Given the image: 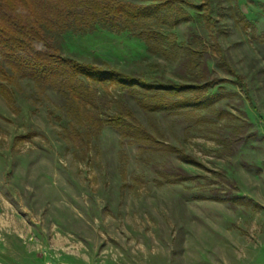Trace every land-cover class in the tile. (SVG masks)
<instances>
[{
	"label": "rangeland",
	"instance_id": "374dc122",
	"mask_svg": "<svg viewBox=\"0 0 264 264\" xmlns=\"http://www.w3.org/2000/svg\"><path fill=\"white\" fill-rule=\"evenodd\" d=\"M179 6L189 21L174 26ZM176 7L122 32L42 25L65 58L162 85L218 79L221 99L146 112L111 87L152 145L90 131L55 88L14 77L12 102L0 93V264H264V0Z\"/></svg>",
	"mask_w": 264,
	"mask_h": 264
},
{
	"label": "trees",
	"instance_id": "16d2710c",
	"mask_svg": "<svg viewBox=\"0 0 264 264\" xmlns=\"http://www.w3.org/2000/svg\"><path fill=\"white\" fill-rule=\"evenodd\" d=\"M180 1L0 0V93L12 102L8 84L14 77L30 79L41 86L49 85L68 98L69 117L78 124H87L90 131L109 126L137 142L158 145L155 137L138 123L131 109L118 100L108 101L105 93L111 87L118 88L137 96L140 107L146 112L176 113L189 108L205 109L219 101L220 96L209 95L208 91L222 81L217 79L205 85H162L115 69L77 62L62 56L45 36L42 25L83 31L103 23L122 32L130 30L133 23L168 24L166 11H173ZM187 4L199 11L204 9V3ZM206 9L208 12L209 8ZM179 10L171 25L189 21L180 6ZM206 14L208 16L209 12ZM140 37L152 50L153 33H141ZM92 85H98L104 94ZM111 103L115 106L113 114L109 108Z\"/></svg>",
	"mask_w": 264,
	"mask_h": 264
}]
</instances>
